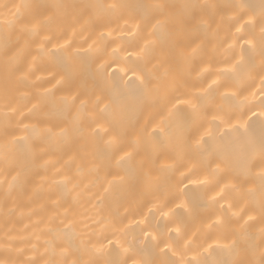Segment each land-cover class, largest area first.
<instances>
[{
    "label": "bare ground",
    "instance_id": "6f19581e",
    "mask_svg": "<svg viewBox=\"0 0 264 264\" xmlns=\"http://www.w3.org/2000/svg\"><path fill=\"white\" fill-rule=\"evenodd\" d=\"M113 3L125 7L115 11L87 7ZM157 3L175 5L170 11H180L182 4L217 5L211 16H204L211 28L197 29L200 47L190 62L178 55L163 58L159 46L142 51L147 40L156 38L149 36L155 10L146 6ZM54 4L76 7L69 8L67 14H57V10L45 7ZM240 4L246 7H235ZM25 5L42 7L29 9ZM37 12L42 14L39 19L50 18V22L32 34L27 29ZM242 13L243 19H238ZM262 13L264 0H0V264H71L73 260L95 264L126 260L132 264L133 259L139 264H169L181 256L186 261L195 257L203 264H213L231 258L222 249L230 243L226 236L233 229L258 243L264 228L258 214L253 213L256 218L244 229L240 228L243 222L235 217L230 223L210 228L218 215H224L211 200L219 189L189 185L187 193L181 191L182 173L187 175L195 167L190 178L203 180L210 157L191 155L188 145L175 138L161 145L147 137L145 129L151 132L159 125L168 133L169 129L179 131L183 125L186 141L199 139L208 130L212 137L209 144L234 146L224 183L241 188L257 186L264 160L258 150H246V145L250 138L258 143L264 123L258 23ZM249 16L257 23L238 32ZM47 37H51V44L45 42ZM65 40L73 41L67 52L78 49L79 64L87 69L78 77L79 86L72 89L57 84L59 69L47 51ZM190 52L191 48H184L185 54ZM6 59H10V67L19 69L7 82ZM30 67L33 72H28ZM166 71L169 78L179 81L178 85L162 98L142 104L128 122L120 146L106 145L103 132L92 137L95 97L108 103L117 94L136 92L145 72L162 76ZM25 72L28 79L21 80ZM233 93L234 99H224L225 94L231 97ZM73 97L78 98L73 102ZM82 101L86 102L83 108ZM33 105L37 108L29 112ZM214 116L222 119L213 121ZM76 117L78 127L73 123ZM25 125L37 131H29ZM55 125L68 129L71 147L57 136L42 144L43 151L35 156L38 135ZM55 130L59 132V128ZM23 137H28L25 144L8 145L13 163L6 165L5 145ZM138 137L140 155L135 160L144 159L150 145L157 144L153 158L159 166L174 163L180 155L186 166L175 172L153 170L150 182L127 179L129 163L121 157L133 150ZM220 166L225 167L223 163ZM120 176L126 177L124 183L109 184ZM65 177L71 182L64 183ZM249 177L252 184L245 183ZM183 183L188 184V180ZM250 202L240 193H231L228 203L233 209L226 215L241 212ZM186 240L192 241L187 252L182 248ZM165 242L178 255L161 252ZM93 245L102 247V252L94 251Z\"/></svg>",
    "mask_w": 264,
    "mask_h": 264
},
{
    "label": "snow or ice",
    "instance_id": "6c2138e0",
    "mask_svg": "<svg viewBox=\"0 0 264 264\" xmlns=\"http://www.w3.org/2000/svg\"><path fill=\"white\" fill-rule=\"evenodd\" d=\"M7 7V5H5ZM26 8L39 9L40 5H25ZM50 9L57 10V14L63 12L67 14L69 8H75L74 5L66 4H54L45 6ZM89 8L99 7L101 9H108L115 11L118 8L125 7L124 5L118 4H109V5H89ZM151 9L155 10V14L152 16V19L155 20V24L152 25L153 31L149 33L150 37H156L154 39H149L145 43L146 53L151 49H155L157 46L161 48V56L166 59H170L173 55L181 56L186 62H190L191 59L197 54L200 47L197 44V41L200 39V36L197 34V29L203 28L205 30L211 28L208 20L204 19V16L207 14L211 16V10L215 9L217 5L214 4H182L179 6L180 11H170V9L176 8L175 5H168L164 3H157L153 5H148ZM235 7L243 9L246 6L243 4L236 5ZM19 13V9H17ZM41 13L37 12L33 15L34 22L31 24V27L27 30L32 34H38L47 24L50 22L48 19H39ZM163 16L164 19L161 20L160 17ZM244 14L242 13L238 19H243ZM257 23V21L249 16L245 24L241 25L240 28H237L239 32L241 28L248 26L252 27ZM260 28V56L261 62L259 65V70L261 73V85H264V13H262L259 21ZM133 28L138 29L139 25H134ZM45 42L48 44L52 43L51 37H47ZM249 45H252V41H247ZM192 45H196L192 47ZM73 47L72 40H65L64 44L57 45L54 48H49L48 53L54 58L55 64L59 71L56 75L60 76V79L57 80V84L67 86L69 89L76 88L79 86V75L82 71H86V68H83L79 64L80 52L77 49L73 53H68L67 49ZM191 48V52L188 54L184 53V48ZM254 47V45H253ZM41 51L44 50L43 44L40 45ZM166 49V51H165ZM7 56V53H6ZM10 59L5 60V72H6V82L10 74L18 71L19 69L15 66L10 67ZM253 66H255L254 61H252ZM162 66V65H161ZM101 67H103L101 65ZM28 72H33V69L30 67ZM28 72H25L21 80L28 79ZM135 75V70H133ZM55 78V77H53ZM140 87L134 93H120L114 96L108 103L104 102V99L100 97H95L92 101V122L96 125V128L92 130V137H100L101 132L105 134L106 139L104 140L105 144L108 146H120L123 143L124 130L135 114V112L142 106L145 101H150L158 98H162L168 92L174 90L178 85L179 81L175 78H169L167 71L162 75L158 76L153 72H145L143 77L139 78ZM213 84L216 81L212 82ZM211 87V85H209ZM261 93L264 95V87L261 88ZM131 97V98H129ZM78 97H73V102ZM235 93L232 96L225 94L224 99H234ZM264 104V101H262ZM86 102H81V107H85ZM101 105H103L101 107ZM37 108V105H33V109H30L29 112H32ZM194 109H197L196 105H193ZM11 111H16L15 108H12ZM264 115V113H262ZM222 117L214 116L213 121L220 120ZM227 122V121H225ZM74 125L78 127V117L73 120ZM107 125V127H104ZM59 128V132L55 129ZM8 125L5 123V134L7 135ZM25 129L29 131H37L35 127L29 129L28 125H25ZM239 130V129H237ZM245 133H247V128H244ZM147 137L157 139L160 141L161 145H167L173 138L181 144H187L190 154L195 156L200 154L205 157H210L206 161L205 170L206 174L204 179H191L192 171H195V167L187 174L183 175L181 184H183V193H187L189 185H200L201 187L214 186L218 188L219 191L216 192L214 196L211 197L213 203L217 204L221 210V213L224 215H218L213 221V224H210L209 227L221 226L226 223H230L232 218H238L239 221L243 223L240 224V228L244 229L246 225L252 222L256 217L253 213L258 214L261 220H264V168L257 174L258 185L254 187H243L236 184H227L224 183L226 174L228 172V163L229 158L234 152V146L232 144H209V140L212 139L211 133L208 130H205L204 134L194 141H186L184 136L183 125H181L180 130L177 132H172L169 129V132L166 133L164 128L157 125L155 128H152L151 132H147L145 129ZM59 136L60 140L66 144V146L71 147L68 141V129L66 127H61L60 125H55L53 127H47L43 130V133L38 135L37 139L39 143L35 145L34 155L39 156L43 151L41 148L42 144H46L52 141L55 137ZM28 140V137H23L20 139H12L5 145V151L3 154V162L6 165H11L13 163L12 157L8 151L9 144H25ZM135 147L132 151H125L124 156L121 157L122 161L128 162L129 167L126 170L127 179L130 180H144L145 182H150L152 178V171H163L167 170L168 172H175L179 170V167H185L183 156L180 155L176 158L174 163L168 164L166 166H159L157 160L153 158V153L155 149L159 146L157 144L150 145L151 151H149L144 159L135 160V156L140 155L139 137L133 142ZM120 150H123L122 148ZM246 150L255 152L258 150L259 155L262 160H264V123H262L258 143L255 138H250L246 145ZM221 163L225 165L221 169ZM215 165V167H213ZM15 180V177H13ZM126 180L125 176H120L118 180L114 179L109 181V184L112 183H124ZM183 180H188V184H184ZM70 178L65 177L64 183H70ZM252 178L249 177L246 180V184H252ZM223 183V187L221 184ZM75 187V186H74ZM236 192L240 193L242 198L250 199V205L241 210V212H231V216L226 214L233 209V204L228 203V199L231 193ZM224 201V203H221ZM187 201H184V206H186ZM63 223V221H62ZM71 224L72 222L69 221ZM261 236L259 242L249 241L243 232L233 229L230 236L226 238L230 239V243L223 246V251L226 252L231 258L230 259H220L213 261V264H264V228H261ZM175 232L180 233V229L176 228ZM57 238H60V234H57ZM155 240V237H152ZM109 244L112 243L111 240L108 241ZM192 244L191 240H186L182 244V248L185 252L190 250ZM209 248L212 245H208ZM93 249L96 252H102L103 248H96L93 245ZM165 250L171 251L173 255H178L176 249L172 248L167 242L164 243V248L161 249V252ZM65 253L67 249L63 250ZM125 252H129L130 249H124ZM49 264H57L56 261H50ZM63 264H68V261H64ZM71 264H95L93 261H78L73 260ZM106 264H127V261H113L109 260ZM132 264H139L135 259L132 260ZM144 264H149L148 261H145ZM169 264H203L202 261L197 260L195 257L191 260H184L183 256L179 260L170 261Z\"/></svg>",
    "mask_w": 264,
    "mask_h": 264
}]
</instances>
